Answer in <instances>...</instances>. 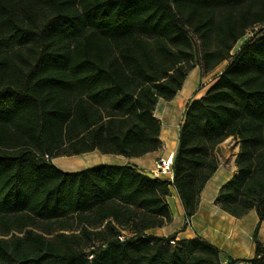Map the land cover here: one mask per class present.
Segmentation results:
<instances>
[{
  "label": "trees",
  "instance_id": "16d2710c",
  "mask_svg": "<svg viewBox=\"0 0 264 264\" xmlns=\"http://www.w3.org/2000/svg\"><path fill=\"white\" fill-rule=\"evenodd\" d=\"M223 60L187 107L172 182L128 165L67 173L52 163L158 150L157 101L194 65L205 76ZM228 137L239 143L236 173L216 202L262 222L264 0H0V264H221L199 237L147 231L170 222L169 187L189 222ZM257 231L248 264H264Z\"/></svg>",
  "mask_w": 264,
  "mask_h": 264
},
{
  "label": "crops",
  "instance_id": "0c3cea01",
  "mask_svg": "<svg viewBox=\"0 0 264 264\" xmlns=\"http://www.w3.org/2000/svg\"><path fill=\"white\" fill-rule=\"evenodd\" d=\"M213 75L214 71L201 76L199 66L194 65L170 101H157L153 118L160 123V147L151 154L127 158L101 154L94 150L80 155L59 156L55 158L57 163L53 159L52 163L67 173L82 171L95 165H133L140 170L155 173L159 159L171 158L173 161L178 149L179 129L187 107L193 100L203 97L216 82L217 78L213 81ZM232 142H235L233 138L223 145V149L219 146L220 153L216 155L217 169L200 192L196 212L189 222L186 221L176 190L169 187L165 202L169 207L171 220L162 227L148 230L147 234L158 237L175 234V243L199 237L220 251L221 264H248L246 261L254 256L255 244L252 235L257 225V239L264 246V221L259 222L253 209L241 217H234L222 211L216 202L221 187L236 173L237 150L235 153L226 152V148L234 147ZM155 177L164 179L161 175Z\"/></svg>",
  "mask_w": 264,
  "mask_h": 264
},
{
  "label": "rangeland",
  "instance_id": "374dc122",
  "mask_svg": "<svg viewBox=\"0 0 264 264\" xmlns=\"http://www.w3.org/2000/svg\"><path fill=\"white\" fill-rule=\"evenodd\" d=\"M254 29H255L256 31H258V30L260 29V27H255ZM251 33H252V31H248L247 35H246L243 39L241 38L238 42H236V44L234 45V47L229 51V55H230V56L233 55V54L236 52L237 47L242 43V41H243L244 39L248 38V36L251 35ZM227 63H228V60H223V61L220 62V63H219V64H218L213 70L209 71L207 74H210L211 72L214 71V75H213V81H214L216 78H218V76H219V74H220V71L223 70V68L226 66ZM231 138H232V137H228L227 139H225L223 142H221L219 145L216 146V148L214 149V152H213L215 158H216V155L220 153V151H219V146H220L221 149H223V145L227 144V142H228L229 139H231ZM234 141H235V142H232V145H233L234 147L231 146V147H229V148H226V152H229V153H235L236 150H237V154H238L239 143H238V141H236L235 139H234ZM232 148H234V149H232ZM221 152H223V151H221ZM237 154H236V158H237ZM56 161H57V160H56L55 158H53V162L57 163ZM235 162H236V160H235ZM70 221H73V220H70ZM73 225H75V224H73ZM67 233H69V232H67ZM74 233H78V232H77V231H74ZM173 245H174V244H173ZM173 245H172V246H173Z\"/></svg>",
  "mask_w": 264,
  "mask_h": 264
},
{
  "label": "built area",
  "instance_id": "2783aa9c",
  "mask_svg": "<svg viewBox=\"0 0 264 264\" xmlns=\"http://www.w3.org/2000/svg\"><path fill=\"white\" fill-rule=\"evenodd\" d=\"M238 48V47H237ZM172 159L166 158V159H159L156 163V171H154V175H161L164 177V179L172 182L173 181V172H172ZM125 233H123L122 236L119 237V239L122 241L124 238ZM170 245H173L174 242L170 241Z\"/></svg>",
  "mask_w": 264,
  "mask_h": 264
},
{
  "label": "water",
  "instance_id": "95a60500",
  "mask_svg": "<svg viewBox=\"0 0 264 264\" xmlns=\"http://www.w3.org/2000/svg\"><path fill=\"white\" fill-rule=\"evenodd\" d=\"M128 166H130L131 168H134L137 171V173H139L142 176H145V177H147L149 179H154L155 178V175L152 172L140 170V169H138L135 166L133 167V165H128Z\"/></svg>",
  "mask_w": 264,
  "mask_h": 264
}]
</instances>
